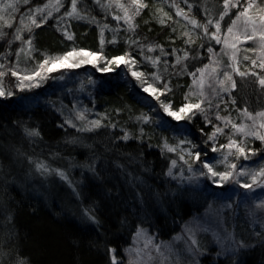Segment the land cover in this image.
<instances>
[{
    "label": "trees",
    "instance_id": "1",
    "mask_svg": "<svg viewBox=\"0 0 264 264\" xmlns=\"http://www.w3.org/2000/svg\"><path fill=\"white\" fill-rule=\"evenodd\" d=\"M50 1L19 0L5 18L11 27L0 30V67L5 72V95L0 98V264H123L139 230L169 241L208 206L213 196L205 193L210 189L184 183L177 166L184 151L191 153L196 170L205 160L216 163L212 126L200 114L190 123L172 122L155 99L118 74L100 75L89 67L62 70L40 86L26 88L10 68L25 63L35 71L45 57L79 50L108 61L130 55L139 71L160 78L167 87L162 99L178 110L192 75L215 49L213 24L227 30L238 12L223 14L224 0H144L146 7L132 28H123L109 3L103 7L94 0H76L72 13V0H60L59 8L47 7L51 12L36 21L39 26L27 20ZM171 3L196 22L191 39L172 22L178 18ZM259 80L255 74L238 78L225 107L263 111ZM74 104L88 108L99 126L70 125ZM165 144L175 150H165ZM253 147L259 150L255 159L264 156L262 143L253 141ZM40 164L48 171L40 170ZM251 244L234 258L209 253L202 261L264 264V234Z\"/></svg>",
    "mask_w": 264,
    "mask_h": 264
},
{
    "label": "rangeland",
    "instance_id": "2",
    "mask_svg": "<svg viewBox=\"0 0 264 264\" xmlns=\"http://www.w3.org/2000/svg\"><path fill=\"white\" fill-rule=\"evenodd\" d=\"M94 1L97 4L103 5V7H109L108 3L113 5L115 18L121 23L120 25L123 28H132L138 14L146 7L140 8L137 13L136 8L138 5H133L132 0ZM18 2L19 0H0V17H3V19H0V30L11 23V21H5V18L12 14L11 12L7 13L8 9L11 8L8 5H15ZM232 2L234 3L235 0H232ZM142 3L146 5L144 0H142ZM50 4L55 5L53 7L54 10L55 7H60L61 1L57 5L52 0L49 2ZM244 4L245 0H240L237 7H233L230 3L227 10L224 9L223 14H229L233 11L232 9L239 12L244 7ZM256 4L264 6V0H256ZM170 8L178 18L172 22L182 30V35L188 39L196 35V24L192 23L191 19L188 18L186 11L184 12L183 9L174 3L170 4ZM42 9H44L43 12L34 11L28 14L27 20L31 21L30 17H32L38 21L44 18L45 14L48 15L51 12L46 7ZM158 11L162 12L163 8H159ZM262 14L264 13H260L256 7L249 11V15L257 20H259V16ZM243 19L241 18L240 21H237L231 33L228 32V28L232 27V24L227 27V30H223L220 26L219 31L216 25L213 24L212 39L215 42L216 50L214 49V51L209 53L208 63L192 75L185 101V104L200 103L203 111L193 108L187 114L180 113L184 118L177 120L169 116L163 108L165 116L170 117L174 123H190L191 118L189 119L188 117L195 116L196 114L202 115L204 119L206 118V124L211 125L213 133H215V138L211 139V144H213L212 152L217 161L215 164L208 163V160L204 162L212 165L217 172L233 171V177L228 182H221L218 176L211 178L210 174L203 175L202 173H207L208 170L203 166L198 168L199 171L195 167L192 168L191 153L184 151L179 156L180 163L177 166L179 169L177 176L183 179L184 183H192L199 189L209 188L210 191L205 194L213 197L206 209L188 219L181 226L178 233L169 241L157 240L148 231L139 230L138 232H142V234L140 236L136 234L131 245L126 249L123 264H204L202 261L203 256L209 253H212L215 258L227 256L234 258L239 253L248 250L253 245L251 244L253 239L260 236V234H264V208L259 207V205L264 203V187L256 185H253L251 189L242 187L243 184L251 183L252 174L264 168V156L260 158L258 156L255 159L259 150L253 147V141H259L264 145V141L258 138L259 135H264V127H261V124H264V117L257 115V113L264 112V110L259 111L255 109V113L254 111H247V113H250L254 117L252 119L241 110L234 109L231 111L229 107H225V98L235 89V87H232V81L236 82L238 78H245L253 74L260 76V79L264 78V48H261L257 43L260 38L259 31L254 39H247L244 32ZM248 34H251L250 26ZM217 40L220 42H217ZM26 50L29 49L26 48ZM73 52L79 53L81 50ZM84 52L91 53L89 51ZM122 57H124V62L116 64L109 63L112 60L108 61L101 54H96L95 56L74 55L67 61H60L55 65H52L51 58L45 57V60H49V64L40 68L39 66L44 63V60L35 71H32L25 63L14 68L11 67L10 70L15 73V76L20 81V85L29 88L45 83L47 78L54 72L89 67L100 75L118 74L123 79L129 78L132 80L130 84L138 87L141 94L155 99L160 106H162L161 102L166 104L162 96L167 87L165 88L160 78L157 79L155 74H144L140 79H137V77L132 75V72H143L138 70L132 56L125 55ZM80 60H92V63H81L79 67L68 66ZM49 67H52L53 70L48 71ZM105 67L109 71H102ZM36 72H39V75H36ZM241 72L245 73L243 77L239 75ZM0 73H3V75H0V90L4 91L5 84L3 78L5 72L2 67H0ZM225 73L231 75L232 81L225 79ZM25 77H30V79H24ZM141 81H144V83ZM149 85L158 89L156 95H153L151 91H144V88ZM157 96H159V99L156 98ZM171 110L178 111L172 107ZM89 111L84 106L74 104V107L71 108L72 113L68 115L67 122L76 128H79V122H83L87 128H92L94 122L97 121V117L91 118L87 114ZM233 125L244 126L246 133L254 132L258 135H245V133L233 128ZM217 128L222 129V131L217 132ZM230 141H235V144L231 148L227 147ZM237 146L244 148L245 154L248 157L247 159H245L244 155L238 153ZM164 148L168 151L169 149L175 150L170 144H165ZM213 149H216V151H213ZM232 164L236 165L235 170L230 169V165ZM242 171H247L249 175H240ZM258 179L264 182V178L258 177ZM237 180L239 181L238 183L236 182ZM193 240L196 241L195 244L192 243Z\"/></svg>",
    "mask_w": 264,
    "mask_h": 264
},
{
    "label": "snow or ice",
    "instance_id": "3",
    "mask_svg": "<svg viewBox=\"0 0 264 264\" xmlns=\"http://www.w3.org/2000/svg\"><path fill=\"white\" fill-rule=\"evenodd\" d=\"M28 0H24V3H27ZM240 0H235V2L233 3L232 0H224V6L225 9L227 10V8L229 7V4L231 3V5L233 7H237L239 5ZM60 0H55V4H59ZM132 4L133 5H138V7L136 8V12L138 13L140 8L145 7L146 5H144L142 3V0H132ZM10 7H15V5H8ZM55 5H46L45 7H54ZM121 7H123V5H121ZM254 7H256L258 9V11L260 13H264V6H259L256 4V0H245V4L244 7L242 8L241 11L238 12L236 19L234 21H232V27L228 28V32L231 33L233 31V27L236 26L237 21H240L241 18L243 19V24H244V32L246 35L247 39H254L257 35V32L259 31V40L257 41V43L259 44V46L261 48H264V14L259 16V20L255 19L253 16L249 15V11L251 9H253ZM37 12H43L44 9H37ZM127 11V10H125ZM76 12V0H72V13ZM72 13H69V15H71ZM226 14V13H225ZM0 19H3V17H0ZM31 19V23L35 24L36 26H39V24H37L36 20L32 17H30ZM163 22V21H161ZM211 21H209L210 23ZM21 23L23 24V21H21ZM192 23H196L195 21H192ZM8 27H11V24L7 25ZM249 26L251 27V34H248V28ZM27 27V26H25ZM217 30L219 31L220 25L219 23H217L216 25ZM29 31H31V28H28ZM21 30L18 29L17 30V34H16V39H20V35L19 32ZM3 33L0 32V36H2ZM71 38V37H69ZM217 42H220L219 40H217ZM26 43L31 44V41H26ZM74 55H82V56H95V53H87L84 52L83 50H81V52L79 53H74V52H69L66 53L63 57H57L55 59H52L51 63L52 65H55L56 63L60 62V61H67L70 57H73ZM245 59H247V57H245ZM92 63V60H80L79 62L73 63L71 65H68L70 67H79L81 63ZM121 62H124V57H116L114 58V60L109 61V63H116V64H120ZM255 63V62H253ZM49 64V60H45L43 64H41L39 67L43 68L45 65ZM53 68L49 67L48 71H52ZM102 71H109V69L107 67H105L104 69H102ZM203 71V70H201ZM15 75V73H13ZM36 75H39V72L35 73ZM0 75H3V73H0ZM132 75L134 77H137V79H140L144 74L140 73V72H132ZM239 75L241 77H243L245 75V73H239ZM24 79H30V77H25ZM157 79H159V77H157ZM225 79L228 81H232V77L230 74L225 73ZM142 83H144V81H141ZM223 83V82H221ZM259 83L261 86H264V78H261L259 80ZM21 87H23V85H21ZM232 87H235V82L232 81ZM145 92H149L151 91L153 95H156L158 89L154 88L152 85H149L148 87L144 88ZM10 94V93H9ZM5 92L3 90H0V96H4ZM157 99H159V96L156 97ZM162 103V107L164 108V111L168 113L169 116L174 117L177 120L183 119L184 117H182L180 115V113H185L187 114V112H190L193 108L203 111V109H201L200 107V103H196V104H185L183 107H181L178 111H172L171 110V106L169 104H163ZM245 113L249 116V118L254 119V117L251 116L250 113H247V110L245 109ZM258 116L260 117H264V112H260L257 113ZM82 118V117H81ZM189 119L191 118L190 116L188 117ZM145 119H147L145 117ZM95 126H99V121L94 122ZM233 128H235L237 131L245 133V135L251 134V135H258L257 133H246L245 132V128L244 126H237V125H233ZM261 127H264V124H261ZM217 132H221L222 129L217 128L216 129ZM38 133L35 132H29V135H37ZM215 138V133L212 134V136L210 137V139H214ZM259 139H261L262 141H264V135H259L258 136ZM125 139H127V137H125ZM235 144V141H230L229 145H227V147L231 148L233 145ZM169 150H173V149H169ZM213 151H216V149H213ZM237 151L238 153H240L241 155H244L245 159H247V155L245 154L244 148L243 147H239L237 146ZM194 158L196 160H200V153H195L194 154ZM173 165H175V161H173ZM203 167L206 168L208 171L207 173H202L203 175H208L210 174L211 178H215V177H219L221 182H228L232 179L233 177V171L228 170V171H224V172H217L214 170L213 166L210 164H203ZM38 168L43 170L44 172H47L48 169L43 165L40 164L38 165ZM236 165L232 164L230 165V169L235 170ZM169 174L171 175V172H169ZM61 176H63V173H60ZM240 175H249V173L247 171H242L240 173ZM258 177L260 178H264V168H261L258 172L254 173L251 175V183H246L243 184L242 187L244 188H248L251 189L253 187V185L259 186V187H264V182H262L260 179H258ZM214 182H216L214 180ZM237 183L239 182L238 180L236 181ZM259 207L264 208V203H262L261 205H259ZM142 234V232H138L137 235L140 236ZM193 244L196 243L195 240L192 241Z\"/></svg>",
    "mask_w": 264,
    "mask_h": 264
}]
</instances>
